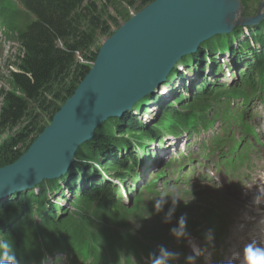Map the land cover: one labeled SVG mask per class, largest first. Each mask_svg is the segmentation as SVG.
<instances>
[{"label":"trees","instance_id":"trees-1","mask_svg":"<svg viewBox=\"0 0 264 264\" xmlns=\"http://www.w3.org/2000/svg\"><path fill=\"white\" fill-rule=\"evenodd\" d=\"M13 1L2 0L4 9L0 11V16L4 17L9 34L13 38L16 36L15 39L25 49V55L16 63L19 72L12 73L9 82L11 90H0V132L14 133L10 139L0 144V168L18 161L51 124L66 101L74 95L97 59L100 48L97 53H91V49L99 38H110L115 33L112 32L114 26L121 28L118 26V19L126 23L132 18L130 10H137V14L155 0H20L35 16V20L27 27L19 24L20 11ZM109 9H113L117 15H109ZM262 27L264 29V22L261 27L248 28L249 35L236 29L230 35L216 36L204 43L198 54L184 58L181 63L188 69L192 68L193 72H200L199 76H202L207 69V60L213 66H218L215 54L218 51L228 52L232 63L219 64L220 69L229 64L231 68L234 65L238 72L239 63L245 65L240 71V82H237L238 75L234 72L233 84L236 83L232 86V93L226 85L203 80L206 86L195 91L187 106L181 105L180 109L175 110L167 124L162 123L171 116L173 108L168 106L163 109L161 124L155 126L141 123L134 110H142L144 106L154 103L164 104V98L158 95L146 98L124 118L110 119L97 129L95 138L81 146L77 152L69 177L48 182L51 191L58 193L66 186L77 194V174H80L83 185L86 186L82 196L79 195L75 202L77 206L81 210H93L97 203L109 206L114 203L113 183L104 178H99L96 182V178L100 172H105L108 179H113V172L117 175L121 173L118 177H122L132 171L138 164L135 150L144 147L147 137L157 134L158 130L181 129L190 134H197L201 129L207 130L208 114L204 112L225 96L233 95L237 98L251 94L250 98L264 99V87L261 85L264 78V35L260 34ZM78 55H81L82 60ZM245 58L247 60L243 61ZM179 65L180 63L169 76L170 79L177 75L185 77L180 73ZM169 83L170 81L167 82ZM182 108L188 114L182 115ZM236 153L238 152L231 151L223 157H232ZM89 179L94 183L90 188ZM41 193H46L45 185L41 186ZM35 206L40 207L37 208L38 211L48 212L52 209L46 194L37 199L33 191L0 202V227L3 228L5 224L13 226L9 229L12 234L10 238L18 246H22L21 240L24 237L26 242L29 241L27 232L24 231L31 233L28 225L32 223ZM139 210L142 211V207ZM48 214L50 223L47 226H56L54 214ZM151 221L154 222L144 228L142 235L152 243L164 241V218L154 215Z\"/></svg>","mask_w":264,"mask_h":264},{"label":"water","instance_id":"water-1","mask_svg":"<svg viewBox=\"0 0 264 264\" xmlns=\"http://www.w3.org/2000/svg\"><path fill=\"white\" fill-rule=\"evenodd\" d=\"M227 6L224 0H155L124 23L28 152L0 168V200L67 174L103 123L122 119L153 95L202 43L232 33L238 13L227 14ZM259 22L246 19L245 25Z\"/></svg>","mask_w":264,"mask_h":264},{"label":"rangeland","instance_id":"rangeland-1","mask_svg":"<svg viewBox=\"0 0 264 264\" xmlns=\"http://www.w3.org/2000/svg\"><path fill=\"white\" fill-rule=\"evenodd\" d=\"M225 1V0H224ZM102 3V2H101ZM263 3L264 0H235V2H231L228 0V7H230L229 10V14H234L235 10H232L231 8L233 6H229V5H235L234 7H237L236 9V13L237 17L234 23V30L236 29H241L244 33H246V35H249L248 32V28L251 27H261L263 22H264V10L263 9ZM103 4V3H102ZM117 5L119 6L120 4L117 3ZM120 8V7H119ZM137 10L132 9L130 10V14L133 17L134 15H136ZM109 15L113 16L115 15V12L113 9H109L108 12ZM117 15V14H116ZM115 15V16H116ZM258 19L260 20V22L256 25H245L246 19ZM124 21L118 19V26H122L124 25ZM117 27L114 26V28L112 29V32H116L117 31ZM260 34L264 35V29L263 27L260 29ZM6 40L0 37V88H9V82L11 81V72L13 70H17V65L16 63L20 62L19 56H21V47L20 44L17 41L11 40L9 39L6 34L4 33ZM109 38L106 37H101L99 38V40L97 41V43L95 44L94 48L91 49V53L92 52H96L98 51V48H102V46L104 45V43L108 40ZM60 47L62 46V43H60L59 45ZM82 60V59H81ZM227 60H230L228 58V55H225L223 57H221L220 62L222 64H224L225 62H227ZM247 60V58H245L243 61ZM242 61V62H243ZM81 62V61H80ZM240 66V64H239ZM241 68L243 67V65L240 66ZM190 68V67H189ZM192 69V68H190ZM184 73H188L190 71H188V69H183ZM215 70V68H212V70L210 69H206L205 73L203 74V80L207 78V80H218V79H222V81H227L228 79H231V74L233 73V70L229 69V65H226V67L224 68V73H214L213 71ZM195 80V76L191 74V72L189 74H187V78L185 79V81L182 80H176L174 82L171 83V87H173L172 93L168 94L166 96V107L167 108L170 104H173L175 102V100L177 99L174 95L176 94V92H182L183 94H185L186 92L182 90L183 83L184 85H188V81H194ZM202 81V77L199 80V83ZM261 85L264 87V78L261 80ZM163 88V89H162ZM159 90V94L163 95L164 93H166L167 89H169L170 87L164 88V86ZM164 90V91H163ZM161 92H163L161 94ZM174 92V93H173ZM169 93V92H168ZM255 102V103H253ZM251 102L252 105H255V107L251 110V114L254 115H258L257 118L253 119L251 121V124L255 125L257 127V129L259 130L260 133V137L261 140L264 142V99L262 100H258V101H253ZM237 103V101H236ZM161 106V103H154L150 105V110L147 114L146 113H140L141 110H139L137 112L138 115V119L140 122L143 123H149L148 120L152 118L151 113L152 109L155 108L154 112L158 113L159 115V119L158 122L161 119V116L163 115V108H159ZM162 112V113H161ZM219 116V115H218ZM212 122V121H211ZM214 123V124H213ZM213 123H211L210 126L213 127V129H211L210 131H206L205 133H201V135L199 137L194 138V140L189 138L187 136H182L180 138L177 139V141H174L168 137H166L164 139V141L161 144H157V145H153L152 147H150V151L154 152L155 155L153 156V158L155 159V161H163V160H167L168 158L171 159H177L178 163H175V167L179 168V164L181 163L182 160V156L181 155H192L195 157V164L197 165V167L201 168V169H207L209 171H214L218 177V182H216L215 185L213 186H217V187H221L222 189V193L220 194V192H218V189H216L217 191L215 192V190L211 187L212 184L209 183H205V184H201L199 182H192V186L191 187H187L185 184H171L176 190L177 192L180 194L181 196V201H179L178 205H183V206H187V205H195L196 204V198H202L205 201L207 200H212L214 202H218L221 201L220 197L222 198H226L229 197V200L226 203H230L233 205L234 210L233 213L235 214L233 217L240 222V219L242 218L243 215L246 214H252L251 210H248L243 204L239 203V201L237 199L239 198H243L244 196L248 197L247 202L250 203V199L252 196H254L256 190L254 189V187L251 188L252 182L251 180H246L244 181L245 184L250 186V190L248 193L246 192H242L241 191V185L237 184V181L239 179H242L243 177H247L248 175L254 174L253 178L257 179L258 175L260 174V170L264 169V147H259L258 145H256V148L253 150V152L250 155V159L247 163H245V165H243L241 167V169L239 171H228L226 168L224 167H220L218 165H216V159H212V161H203L202 157L200 156V154L205 152V148L203 147V145L201 143V140L206 139H211L215 134H223L225 130H223L222 127V122L219 120V117L214 118ZM216 123V125H215ZM224 126V124H223ZM227 127V125L225 126ZM17 131V130H16ZM13 132L10 131H6L4 133L0 132V144H2L4 141H7L8 139H10L13 136ZM238 136V133H237ZM166 142V144H165ZM191 144V146L189 148H187V145ZM173 145V146H171ZM83 147V146H82ZM229 146L226 148L228 149ZM80 149V148H79ZM80 151V150H78ZM28 152V150L26 151V153ZM207 152V151H206ZM21 159V158H20ZM19 159V160H20ZM18 160V161H19ZM17 162V161H16ZM207 163L206 166H202V164ZM150 165V162L146 164L147 168ZM165 165L164 163H159L158 167H162ZM156 167V168H158ZM143 169V170H142ZM142 170V174L141 177L143 178L145 175V179L143 182H146L149 178L152 179L153 173L152 172H156V171H151V169H149L146 174L143 168V164L140 165V167L138 168V172ZM234 174L235 176L232 177L231 175ZM67 174L63 175L60 178L63 177H69L66 176ZM169 175H171V180L175 179L177 177V174H175L172 170L169 171ZM130 182V187L132 188V190H136L137 185L132 186L131 181ZM163 184V181H160L158 183V189L159 190H163L161 188ZM85 187V185L83 186ZM123 189H127V187L125 188L123 187H119V191ZM190 189H194V193L192 194H197L196 196L192 195L189 198L183 199L184 198V194L186 193V190H190ZM65 191V190H64ZM160 194L161 192L158 191ZM71 193V191L69 192ZM125 194H129L126 191H124ZM203 193V194H200ZM44 194V193H43ZM123 194V192H122ZM198 194H200L198 196ZM72 195V194H71ZM220 195V196H219ZM61 196V194L56 195L55 197L51 196V200L52 201H56L57 199H59ZM160 196V195H159ZM158 195H153L150 197L149 194H146V200H147V205H153L155 204V200L156 198L159 197ZM168 207H171V201H169V203L167 204ZM167 211V210H166ZM160 213V212H159ZM217 223V220L214 222V224ZM213 224V225H214ZM247 224H249V227L246 228L244 231H242V234L236 235L237 233H235V236L237 238L240 239V243L243 242L244 238L250 239L249 234L253 233V235H256V225L251 224L249 222H247ZM205 239V238H204ZM196 244H198L197 242H195ZM191 246L189 245V252H191ZM205 255H209V253L207 254L206 251L203 253ZM207 260H209L207 258ZM50 264H53L50 263ZM122 264H125V262H123Z\"/></svg>","mask_w":264,"mask_h":264},{"label":"clouds","instance_id":"clouds-1","mask_svg":"<svg viewBox=\"0 0 264 264\" xmlns=\"http://www.w3.org/2000/svg\"><path fill=\"white\" fill-rule=\"evenodd\" d=\"M181 196L173 186L165 187L160 196L155 200V210L157 213L163 212L165 205L171 201V207L168 208L164 222L169 223L181 201ZM243 229L244 225H239ZM258 232L264 236V220L258 225ZM170 233L177 240L188 239L194 255L187 257V264H195L197 256L202 255L199 246L190 238L187 231V217L182 215L178 220V225L170 229ZM178 253L169 251L166 246L161 245L157 252L150 253L149 264H170V261L178 258ZM0 264H18L15 252L11 243L7 240L0 241ZM225 264H264V238L258 239L255 236L248 239L242 247L233 252Z\"/></svg>","mask_w":264,"mask_h":264},{"label":"bare ground","instance_id":"bare-ground-1","mask_svg":"<svg viewBox=\"0 0 264 264\" xmlns=\"http://www.w3.org/2000/svg\"><path fill=\"white\" fill-rule=\"evenodd\" d=\"M229 1H231V2H235V0H229ZM225 3H228V0H225ZM229 6H233L231 9H232V10H235L234 12L236 13V8H237V7H234L235 5H229ZM228 9H230V7L227 8V14L229 13V10H228ZM5 34H6L7 37H10V35H8L7 33H5ZM2 35L5 36L4 33H2ZM222 36H224V35H222ZM207 44H209V43H207ZM181 65H182V64H180L179 66H181ZM162 89H163V88H162ZM163 91H164V90H163ZM72 203H74V202H72ZM260 203H261L262 205H264V195H263V197H262ZM75 204H76V203H75ZM251 207H256V206L251 205ZM186 217H187V219L191 218L190 216H186ZM248 221H250V217H249V216L242 217V219H240V225H244V227H245L246 225H248V224L246 223V222H248ZM245 223H246V224H245ZM190 230H191L192 233L194 234V233L197 232V227H195L194 225H191V226H190ZM241 231H244V229H241ZM1 232H4V230L1 231ZM253 236H254L253 233H250V234H249V237H250V238L253 237ZM193 240H194V242H199V237L195 234L194 237H193ZM247 240H248L247 238H244V240H243L242 243H240V242H236L234 245H235L236 247H238L239 244L243 245ZM208 259L211 260L210 257H208Z\"/></svg>","mask_w":264,"mask_h":264}]
</instances>
